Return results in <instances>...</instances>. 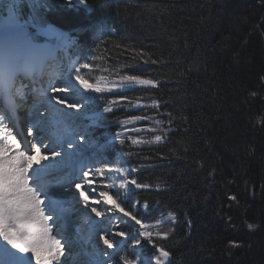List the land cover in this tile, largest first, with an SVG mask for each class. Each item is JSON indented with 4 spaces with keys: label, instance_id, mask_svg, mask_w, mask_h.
<instances>
[{
    "label": "trees",
    "instance_id": "1",
    "mask_svg": "<svg viewBox=\"0 0 264 264\" xmlns=\"http://www.w3.org/2000/svg\"><path fill=\"white\" fill-rule=\"evenodd\" d=\"M38 2L21 15L74 34L112 89L113 113L103 99L93 103L92 113L109 117L93 136L119 134L107 155L118 153L128 178L149 185L129 195L153 216L173 214L153 230L166 234L153 241L169 264H264V0ZM122 75L158 86L121 89ZM141 248L158 257L148 243Z\"/></svg>",
    "mask_w": 264,
    "mask_h": 264
},
{
    "label": "snow or ice",
    "instance_id": "2",
    "mask_svg": "<svg viewBox=\"0 0 264 264\" xmlns=\"http://www.w3.org/2000/svg\"><path fill=\"white\" fill-rule=\"evenodd\" d=\"M26 3L33 11L43 7L36 0H13L5 5L7 15L0 27V264H114L117 257L121 264H142L135 251L122 255L125 247L114 237L130 240L134 249L141 246V239L147 241L160 254L155 264H162L161 258L169 253L157 247L148 225L124 206L116 192L105 190L113 184L96 186L97 178L107 179L111 168L90 155L96 147L93 129L98 120L109 117L89 113L99 99L106 105L103 112L113 113L117 101H109L105 95L112 89L102 87L101 80L90 83L81 74V69L90 67L87 62L67 78L58 72L56 53L63 45L36 42L29 27L40 35L39 20L36 16L31 21L22 20ZM43 34L62 39V34L52 30ZM151 62L157 63L155 59ZM73 85L85 98L73 97ZM137 85L158 86L139 75L120 77L121 89ZM20 112L25 113L23 120ZM21 123L27 126V136L32 140L18 138L24 135L18 127ZM113 139H119V134ZM155 140L161 141V136ZM148 187L127 176L120 184L121 189L129 190ZM117 213L134 221L139 230L130 234L120 229L114 221H124ZM85 245H91L90 252ZM66 247L69 254L79 247L78 254L84 259L62 261ZM117 248L119 251H114Z\"/></svg>",
    "mask_w": 264,
    "mask_h": 264
},
{
    "label": "rangeland",
    "instance_id": "3",
    "mask_svg": "<svg viewBox=\"0 0 264 264\" xmlns=\"http://www.w3.org/2000/svg\"><path fill=\"white\" fill-rule=\"evenodd\" d=\"M38 1L39 0H36V2H38ZM12 2H13V0H0V27L3 26L4 19L7 15V9L5 8V5L12 3ZM22 20L23 21H31L32 17L30 15L22 16ZM40 30H41V34L36 35L37 29L34 27H29V32L32 35L36 36V42L37 43H40V44H48V43L58 44L59 43V44L63 45L61 51H58L56 53L57 57H60V55H62L64 50H68L69 48L75 47V45H76V38L73 34L62 31V30L56 28L54 25H46L45 27L40 28ZM48 30H52L53 32L62 34V39L60 41H57V39L55 37H49L48 35L43 34L44 32H47ZM38 39H41V40H38ZM68 62H69V65L66 64L65 68H63L62 66L61 67L58 66V68L56 69L58 72L62 73L65 78H67L69 74L74 75L75 74L74 69L76 67H79L81 63L87 62V63H89L90 67L88 69H81V74L84 75L85 78L88 79L90 83H96V81L98 79L95 76L94 71L92 70L93 69V60L90 57L85 56L84 58H81L78 53H75V55H74L73 53L70 52ZM102 84H104V83L101 81V85ZM36 87H40V85L37 84ZM73 89L74 90H73L72 95L75 99L80 100V99L85 98L82 96V93L78 89L75 88L74 85H73ZM141 106H144V105L143 104H136L134 107H141ZM156 136L157 135H155L153 137L152 141L157 142L155 140ZM24 137L28 140H32V137L27 136V131L25 132ZM93 140L95 141L96 147H95L94 151L90 152L92 159L104 160L108 164V167L111 168V172L108 173L107 179H103V178H99V177L97 178V185H96L97 188L98 189L103 188L104 185H106V184H113L114 185L113 188L105 189V190H108L110 192V194L112 192H116L117 196H119L121 199L124 200L128 195L129 188L121 189L120 184L122 182H124V177L126 176V172H127L126 168H123L122 165L119 163L112 164V162H110L108 160V158L105 156L104 152L102 151L103 145L100 143V141L96 138H93ZM35 167H39V166L34 165V168ZM117 169H119V171H117ZM114 198H116V197L114 196ZM137 209H138L137 203L133 202L132 212L136 213ZM139 210L140 211H148L147 208L144 207V205L139 206ZM117 217H119V213H117ZM149 218L155 224L158 223V224L169 225V224H172L174 222V217L170 213H167L164 211H159V212L157 211V213H156V215H154V217H149ZM97 219H99V218H97ZM148 222H149L148 219L143 221V223H148ZM114 223L119 225L121 223L120 219L115 220ZM165 227L166 228L164 230L168 231L169 230L168 227H170V226H165ZM113 230L115 231L117 229L114 228ZM158 232L154 233L153 236H157L156 234ZM165 235L166 234L160 232L157 237L164 238ZM119 238L120 237H114V239H116L118 241H119ZM142 243H147V241L143 240ZM128 246L129 247H127L124 252H121L122 255L123 254H129V253L131 254V253H133V251H135L136 255L138 254V250H137L138 248L134 249L133 244L130 240H128ZM84 247L87 251H89V252L91 251V245H85ZM65 250L68 252L67 247ZM75 250L80 251V248L74 247L73 251H75ZM114 251H119V248L114 249ZM67 252H65V257H62V261L66 258L78 257V255H79L78 252H74L71 254H68ZM80 259H84V258H80ZM75 260L78 261V259H75ZM161 260L164 264H166L168 262V257L167 258H161ZM114 264H121L118 257L114 261Z\"/></svg>",
    "mask_w": 264,
    "mask_h": 264
}]
</instances>
